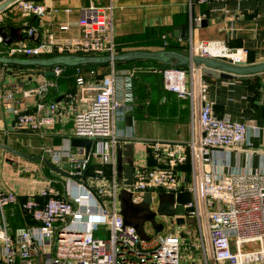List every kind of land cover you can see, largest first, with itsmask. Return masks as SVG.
<instances>
[{
  "label": "built area",
  "instance_id": "obj_1",
  "mask_svg": "<svg viewBox=\"0 0 264 264\" xmlns=\"http://www.w3.org/2000/svg\"><path fill=\"white\" fill-rule=\"evenodd\" d=\"M95 1L89 0L79 8L78 24L85 34L83 37L60 42L53 34H47L44 40L33 45L23 40L6 45L0 35V56L40 57L55 52L114 56L117 54L112 19L114 2L100 5ZM13 6L24 18L32 15L42 18L48 9L45 4L31 0H16L7 8ZM5 9L0 11V25L7 17ZM62 9L68 14L73 10L70 6ZM51 11L57 13L59 8L52 7ZM37 34L36 27L23 21L22 35L35 37ZM162 39L163 45H167V35H162ZM187 51L188 68L170 66L163 69L162 82L167 91L189 101L194 121V74L199 73L202 189L213 264H264V168L228 174L220 170L228 153L240 150L249 134L257 132L258 128L215 114L202 67H195L193 62L198 56L241 66L247 50L230 48L222 41L196 44L190 41ZM108 65L110 72L96 82L87 81L81 68L76 69V89L85 91V98H78L76 91H69L61 101H38L34 111L11 107L14 129L39 131L42 136V130L53 125L61 111H68L72 130L63 145L42 149L41 160L48 161L51 167L47 165L41 178L32 176V184L26 192L21 194L12 188H0V264H181L184 257L192 255L188 251L190 243L179 230H145L149 238L144 240L132 227L125 225L118 198L122 189L131 193L135 203L141 202L145 193L150 192L149 208L154 212L159 193L191 192L192 200L185 206L192 209L186 211L184 219L187 216L196 219L197 246L201 247L204 264H210L196 179L193 185L185 186V176L178 169L187 159L185 144L149 143L150 155L157 164L133 166L130 184H125L123 173H118L120 140L115 133V113L122 106L125 111L131 109L132 74L131 71H117L113 61ZM64 69L55 65L52 75L59 77ZM117 81L121 85L120 97L116 95ZM48 86L43 83L24 93L37 94L41 99ZM13 94L9 92L3 99L13 101ZM73 138L91 140L89 151L86 153L84 147L71 146ZM187 146L195 153V138ZM221 152L225 158L216 156ZM157 217L164 219V225L171 216L156 215L155 221L160 223ZM20 218L23 225L16 226ZM185 250L188 251L186 255L182 252Z\"/></svg>",
  "mask_w": 264,
  "mask_h": 264
},
{
  "label": "crops",
  "instance_id": "obj_2",
  "mask_svg": "<svg viewBox=\"0 0 264 264\" xmlns=\"http://www.w3.org/2000/svg\"><path fill=\"white\" fill-rule=\"evenodd\" d=\"M114 2L112 19L114 38L117 46L123 51H159L168 50L163 46L162 35H167L169 44L176 51L188 56L187 45L191 41H222L230 48L246 49L245 61L241 66L264 63V0H209L196 3L195 0H96L100 5ZM47 6V13L42 18L36 16L22 17L13 7L5 9L7 14L3 25L22 26L27 21L38 29L33 38H26L29 45L36 44L53 34L60 42L67 39L83 37L85 34L78 24L79 8L87 4L82 0H40ZM72 7L71 13L62 8ZM52 7L59 8L57 13ZM189 24V37L181 39L173 35L175 26ZM61 26H67L61 29ZM25 36V35H23ZM11 58V57H7ZM13 58H29L18 55ZM175 62V59L172 60ZM188 68L186 65H177ZM115 68V67H114ZM116 69V68H115ZM93 70L94 73H90ZM65 71V69H64ZM61 76L52 75L51 69L42 66H27L15 63L0 62V188H12L23 194L32 182V176L41 178L47 169V163L41 160L43 148H56L63 145L72 130L71 114L61 111L53 125L38 132H27L13 128L14 116L11 107L34 111L38 101L47 103L61 101L69 91H76L78 98H85L82 89H76V70H66ZM110 72V66L82 67L81 73L89 82H96ZM208 98L213 104L217 116L230 121L247 122L258 128L250 133L247 143L240 150L228 153L221 172L256 171L264 168V71L247 74H235L230 79L206 77ZM122 80V79H121ZM160 81V85L159 84ZM48 84L43 97L37 94L26 95L24 92ZM189 85V82L187 83ZM159 86V89H158ZM120 82L116 85V95L120 97ZM195 89V77H194ZM133 100L131 109L119 108L115 113V133L119 138L118 151L122 164L129 162L135 165L154 166L157 162L150 155L149 143L168 141L183 143L186 146L187 159L178 169L185 176V186L193 185L194 178L198 185L196 152L187 146L196 137L195 122L191 120L188 100L178 97L163 88L162 80L149 83L141 77H131ZM13 92V101L3 99L4 95ZM33 140L36 142L34 143ZM13 144L32 146L25 152ZM38 143V144H37ZM72 146V145H71ZM218 157L226 156L221 154ZM217 157V158H218ZM224 162V161H223ZM222 163V162H221ZM220 163V164H221ZM209 168V165L206 166ZM157 218L161 231L179 230L182 237L191 246V256L182 259L181 264H204L200 246H197L199 228L193 217L185 218L178 223L175 216L168 217V223ZM24 221L16 220V226ZM147 232L155 228L145 224ZM156 231V230H155ZM160 231V230H159ZM185 236V237H184ZM186 240V239H185ZM188 251H184V254ZM207 260L209 258L207 256Z\"/></svg>",
  "mask_w": 264,
  "mask_h": 264
},
{
  "label": "water",
  "instance_id": "obj_3",
  "mask_svg": "<svg viewBox=\"0 0 264 264\" xmlns=\"http://www.w3.org/2000/svg\"><path fill=\"white\" fill-rule=\"evenodd\" d=\"M16 0H4L0 2V11L7 8L9 4ZM40 1V0H31ZM87 2L89 0H82ZM0 35L2 36L3 43L9 45L10 43L16 41H22L26 38H33L32 36L22 35V26H10V25H0ZM173 35L175 37H180L181 39H186L189 37V24L184 23L180 26H175L173 29ZM135 59H147L159 61L163 64L186 65L189 63V56L181 54L176 51L171 50H159V51H128L124 53L115 54L114 56L109 55H75L66 54L58 55L52 58H42V57H32V58H7L0 56V62L4 64L15 63L27 66H78L85 64H103L110 63L111 61H122V60H135ZM175 59V62L172 60ZM193 62L195 67H202V74L205 76L213 78H226L230 79L235 74H247L252 72L264 71V63L255 64L251 66H236L229 64L227 62L194 57ZM222 71V72H219ZM195 77V104H194V122H195V132H196V163H197V173H198V195L201 205L202 221L204 227V235L206 240L207 254L209 258V263L213 264L211 248L208 238V231L206 225V219L204 214V202H203V189H202V166H201V155H200V123H199V73L198 71L194 74ZM71 145L73 147H84L87 153L91 146V140L82 138L71 139ZM47 165L51 167L50 163L46 161ZM117 170L118 173H123L125 178L124 183L130 184L132 182V172L133 164L128 163L126 166L122 164L121 153L118 151L117 158ZM120 201V213L123 216V221L125 225L132 227L135 232L139 235L141 239L147 240L149 236L145 232V224L149 223L155 228L156 231L161 230L162 226L160 223L155 221L156 215L159 216H175L178 223L184 222V215L186 211L192 209L191 206H185L192 200V194L189 191H179L176 194L172 193H159L158 194V207L156 212L151 211L149 204L151 202L150 192L145 193L141 202L135 203L132 201L131 193L122 189L118 195ZM34 246V245H32Z\"/></svg>",
  "mask_w": 264,
  "mask_h": 264
},
{
  "label": "trees",
  "instance_id": "obj_4",
  "mask_svg": "<svg viewBox=\"0 0 264 264\" xmlns=\"http://www.w3.org/2000/svg\"><path fill=\"white\" fill-rule=\"evenodd\" d=\"M164 46V45H163ZM166 49L168 50H174L175 46L171 45V44H167L164 46ZM131 51V50H129ZM136 51V50H134ZM124 52H128V51H123L121 50L117 44H116V53H124ZM68 53H51V54H44L41 55L40 57L42 58H52V57H56L58 55H66ZM75 55H90L88 53H84V52H77V53H73ZM32 58V57H29ZM108 63H103V64H85V65H78V66H63L65 68L64 72H67L66 70H76L77 68H82V67H93V68H98V67H102L104 65H107ZM173 66L172 64H163L159 61H155V60H147V59H135V60H122V61H114V67L116 68L117 71H131L132 77H136L139 76L141 77L144 81H147L149 83H153L158 82V78H160L162 80V71L163 69ZM44 67V66H42ZM51 67L53 66H46L47 69H51ZM174 67H179V66H174ZM62 73V74H63ZM160 85V81L159 84ZM163 85V82H162ZM164 88V87H163ZM159 89V86H158ZM180 99V98H178ZM180 100H184V99H180ZM188 108L189 104H188ZM190 110V109H189Z\"/></svg>",
  "mask_w": 264,
  "mask_h": 264
},
{
  "label": "rangeland",
  "instance_id": "obj_5",
  "mask_svg": "<svg viewBox=\"0 0 264 264\" xmlns=\"http://www.w3.org/2000/svg\"><path fill=\"white\" fill-rule=\"evenodd\" d=\"M118 83H119V82L117 81V84H118ZM33 142L36 143L34 140H33ZM37 144H38V143H37ZM12 145H13V146L16 145V146L22 148V150L25 151V152H29V151H31V148L36 146V144H33L32 146H27V145H24V143H23V146L20 145V144L17 145V144H13V143H12ZM157 218H158V217H157ZM187 218H189V216H187ZM194 219H195V218H194ZM156 220H157V219H156ZM195 220H196V219H195ZM196 222H197V221H196ZM101 236H102V235H101ZM184 237H185V236H184ZM197 237H198V235H197ZM185 239H186V241H187L188 238L185 237ZM182 252H184V251H182ZM190 252H191V251H190Z\"/></svg>",
  "mask_w": 264,
  "mask_h": 264
}]
</instances>
